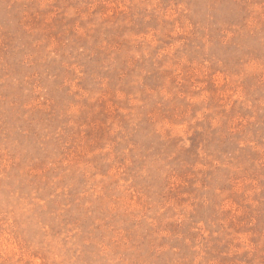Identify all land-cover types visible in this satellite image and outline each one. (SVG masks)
Returning <instances> with one entry per match:
<instances>
[{"label": "rangeland", "instance_id": "374dc122", "mask_svg": "<svg viewBox=\"0 0 264 264\" xmlns=\"http://www.w3.org/2000/svg\"><path fill=\"white\" fill-rule=\"evenodd\" d=\"M0 264H264V0H0Z\"/></svg>", "mask_w": 264, "mask_h": 264}]
</instances>
